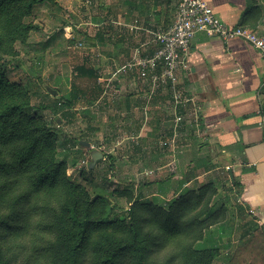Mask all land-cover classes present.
<instances>
[{
  "label": "crops",
  "instance_id": "0c3cea01",
  "mask_svg": "<svg viewBox=\"0 0 264 264\" xmlns=\"http://www.w3.org/2000/svg\"><path fill=\"white\" fill-rule=\"evenodd\" d=\"M96 1L87 2L96 8L88 21L79 15L77 26L94 31L92 51L106 61L104 70L97 71L102 93L90 107L95 124L89 129L106 123L124 139L136 141L139 159L152 166L156 181L167 179L162 196H180L194 190V184L213 185L218 197L214 209L219 206L216 211L229 214L233 223L217 225L216 239L229 245L238 238L235 264H264V57L245 40L224 43L197 34L187 59L189 69L179 73L178 85L182 97L192 102L176 108L170 89L158 88L149 98L148 83L116 71L152 40V32L172 26L181 0ZM206 1L229 27L244 26L264 36V0ZM56 3L62 16L48 13L47 20L53 21L49 28L70 36L73 25L63 13L73 4ZM111 35H118L117 44H108ZM147 48L144 54L154 53V44Z\"/></svg>",
  "mask_w": 264,
  "mask_h": 264
},
{
  "label": "trees",
  "instance_id": "16d2710c",
  "mask_svg": "<svg viewBox=\"0 0 264 264\" xmlns=\"http://www.w3.org/2000/svg\"><path fill=\"white\" fill-rule=\"evenodd\" d=\"M41 1L0 0V264H175V256L165 263L153 259L160 238L181 243L180 264H213L219 256L218 248L208 247L207 236L217 219L213 185H202L198 193L183 192L173 212L141 202L120 220L111 218V211L96 216L110 199L107 188L92 198L67 175L69 164L58 160L59 130L32 105L28 89L9 80L4 63V55H12L17 43L26 44L37 29L25 20ZM86 70L80 66L76 73L96 83V71ZM93 90L88 96L73 85L54 103L61 111L72 109L81 98L93 104L102 93L97 84ZM77 164L75 160L70 167ZM195 202L205 203V208L187 220ZM142 207L149 215L145 223L157 227L160 236L144 232ZM189 236L194 240L183 245Z\"/></svg>",
  "mask_w": 264,
  "mask_h": 264
},
{
  "label": "rangeland",
  "instance_id": "374dc122",
  "mask_svg": "<svg viewBox=\"0 0 264 264\" xmlns=\"http://www.w3.org/2000/svg\"><path fill=\"white\" fill-rule=\"evenodd\" d=\"M88 1L94 4L96 0H78L79 3L77 0H71L73 7L63 13L69 25H73L74 32L70 36L65 34L63 30L54 33L49 28L53 21L47 20L48 13L53 12L59 17L62 16L61 7L56 3V0L39 2L33 15L25 20L27 24L37 29L30 33L26 44L17 43L12 55H4L8 78L11 82L22 84L28 89L32 105L44 116L47 122L59 130L58 160L66 161L69 164L67 175L71 177L72 181L83 185L91 193L92 198L97 197L96 193L101 188L108 189L110 199L98 208L97 218H103L111 211V218L122 220L135 204L141 202H150L148 204H151L152 208L161 207L173 212L179 196L161 195L167 179L164 178L165 181L162 184L156 181L152 166L144 165L140 161L136 141L124 139L125 137L121 132H115L112 127H107L106 123L97 130L89 129V126L91 127L92 122L95 124V121L89 117L92 104L88 103L86 98L79 99L72 109L63 110L64 112L59 107L57 108L54 103V98H62L71 90L73 85L86 91L88 96L92 95V90L97 82L95 83V80L89 77L77 75L78 67L84 66L86 71L95 70L96 74L98 70H104L106 61L103 54L98 53L100 55H96L97 53L92 51L93 40L95 39L92 36L94 31L87 30L84 32L83 29L86 27L83 29L77 27L81 21L79 15L82 17V21H88L90 12L93 14L96 8L93 7L94 5L87 6ZM75 4H77L76 8ZM56 23L61 25L58 20ZM58 27L60 28V26H55L54 29ZM117 38L118 35H111V41L108 44H117ZM83 141L90 142L92 147L84 146ZM128 144L132 146L128 148ZM92 149L103 152L104 159L99 160L94 169L90 170ZM75 160L78 164L75 167H70ZM89 170L93 173H89ZM82 171H84V175ZM168 183L167 186L169 187ZM194 187L195 192L198 193L201 186L194 184ZM210 195H212V191L206 194L207 198ZM214 198L213 203L218 200L217 195ZM233 204L232 200L228 201L229 210L233 209ZM204 205L205 203L196 204L189 209L188 214H186L187 220H191L204 209ZM147 207H142L139 210L143 220L144 232L150 234L154 232L160 236L157 227L154 228L147 222L145 223L149 217ZM218 207L214 209L215 215H217L216 224L211 227L212 233L209 231L207 235L210 239H208L210 242L208 247L219 249V256L213 264H235L234 248L240 246L241 243L238 238L232 239L229 245L226 241L219 242L216 239L217 225L223 222H228V225L233 224L229 214L216 211ZM116 209L125 211V214L121 212L118 214ZM209 233L213 234V237ZM160 239L161 246L153 249V259L165 263L168 258L175 256V264H180L181 243L174 244V241L166 243L164 238ZM193 240V236H189L188 239H184L183 245Z\"/></svg>",
  "mask_w": 264,
  "mask_h": 264
},
{
  "label": "built area",
  "instance_id": "2783aa9c",
  "mask_svg": "<svg viewBox=\"0 0 264 264\" xmlns=\"http://www.w3.org/2000/svg\"><path fill=\"white\" fill-rule=\"evenodd\" d=\"M204 33L224 43L242 39L251 44L264 57V36L244 26L229 27L219 20L206 0H181L174 23L168 29L152 32V40L137 48L130 59L117 69L118 75H131L148 83L152 97L158 88L170 89L175 107L192 102L183 98L178 90L179 73L189 69L188 55L197 34ZM149 44L155 45L153 54H144ZM182 121L178 116L177 123Z\"/></svg>",
  "mask_w": 264,
  "mask_h": 264
},
{
  "label": "water",
  "instance_id": "95a60500",
  "mask_svg": "<svg viewBox=\"0 0 264 264\" xmlns=\"http://www.w3.org/2000/svg\"><path fill=\"white\" fill-rule=\"evenodd\" d=\"M54 93H56V92H54ZM82 144L84 146L88 147V148H91L92 147L91 143L90 142H87V141H83ZM90 154H91L92 162L89 165V169L90 170H93L94 167L96 166L97 162L99 160L104 159V153L101 152V151H99V150H97V149H92ZM230 174H231V179L233 180V174H232V172H230Z\"/></svg>",
  "mask_w": 264,
  "mask_h": 264
}]
</instances>
